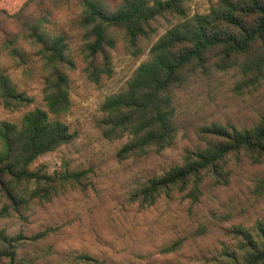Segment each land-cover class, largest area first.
Returning <instances> with one entry per match:
<instances>
[{"label":"rangeland","instance_id":"374dc122","mask_svg":"<svg viewBox=\"0 0 264 264\" xmlns=\"http://www.w3.org/2000/svg\"><path fill=\"white\" fill-rule=\"evenodd\" d=\"M0 0V26L20 29V20L9 18L25 7L29 14L52 10L48 28L64 34L73 66L63 69L70 79V110L60 117L77 136L58 149L40 156L32 169H90L87 188L68 187L51 201L33 202L21 214H1L0 229L9 235L31 236L47 227L56 229L46 239L19 246L21 264H85L73 257L89 253L100 264H233L244 261L246 247L239 229L257 236L264 226V162L248 157L232 159L229 184H215L206 177L202 194L194 200L186 192L163 193L150 206L131 200L142 183L181 164L187 150L204 147V128L214 124L251 128L264 116V80L251 89L238 91L242 78L238 68H210L191 76L176 88L175 140L162 150L120 159L118 152L127 137L106 138L98 127L105 97L122 90L137 67L149 57L153 43L176 20L160 18L156 32L132 46L120 31H114V47H108L112 71L100 80L90 78L85 50V29L80 24L82 8L77 0ZM116 7L121 0H104ZM217 0H185L189 14L207 12ZM26 5V6H25ZM43 7V8H42ZM5 11V12H4ZM24 59L2 51L0 69L19 91L33 97L24 106L9 108L0 103V122H20L35 107L47 108L43 87L46 71L40 55L24 39ZM0 195V211L4 206ZM28 241V240H26ZM1 246V245H0Z\"/></svg>","mask_w":264,"mask_h":264},{"label":"trees","instance_id":"16d2710c","mask_svg":"<svg viewBox=\"0 0 264 264\" xmlns=\"http://www.w3.org/2000/svg\"><path fill=\"white\" fill-rule=\"evenodd\" d=\"M55 3L56 0H30ZM82 8L81 26L85 29V50L89 76L99 81L112 71L108 47H114V31H120L130 45L156 32L160 18L176 21L153 43L149 57L128 80L126 86L105 97L103 116L98 127L109 139L127 137L118 152L120 159L144 155L150 149L162 150L176 138L174 92L188 79L210 68H238L242 78L238 91L251 89L264 80V0H217L207 12L189 14L185 0H121L116 6L104 0H77ZM25 5V6H26ZM43 8V7H42ZM5 12V11H4ZM9 18L20 20V29L0 26V53L24 59V39L40 55L45 71L43 95L47 108L26 111L20 122H0V195L4 197L1 214H21L33 202H48L68 187L87 188L90 169H63L52 173L32 169L34 162L47 152L75 139L60 116L71 107L70 79L64 65L73 66L67 56L69 44L64 34L51 33L48 25L52 10L29 15L25 7ZM33 97L19 91L8 74L0 69V103L15 108L28 105ZM204 147L186 151L181 164L142 183L131 200L150 206L163 193L186 192L194 200L202 194V184L210 177L215 184H229L232 159L248 157L264 162V116L251 128L214 124L204 128ZM264 187V181H261ZM55 227H47L26 236L9 235L0 229V264H21L17 259L20 245L46 239ZM246 247L244 261L233 264H264V226L257 236L239 229ZM28 240V241H26ZM76 262L100 264L89 253L73 257Z\"/></svg>","mask_w":264,"mask_h":264}]
</instances>
